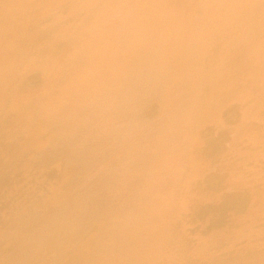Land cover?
<instances>
[{
	"label": "bare ground",
	"instance_id": "1",
	"mask_svg": "<svg viewBox=\"0 0 264 264\" xmlns=\"http://www.w3.org/2000/svg\"><path fill=\"white\" fill-rule=\"evenodd\" d=\"M0 264H264V0H0Z\"/></svg>",
	"mask_w": 264,
	"mask_h": 264
}]
</instances>
